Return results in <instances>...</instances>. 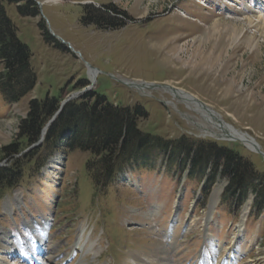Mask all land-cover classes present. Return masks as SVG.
<instances>
[{
    "label": "rangeland",
    "instance_id": "rangeland-1",
    "mask_svg": "<svg viewBox=\"0 0 264 264\" xmlns=\"http://www.w3.org/2000/svg\"><path fill=\"white\" fill-rule=\"evenodd\" d=\"M18 4L34 7L37 14H20ZM91 5L106 9L113 25L90 22ZM4 9L30 51L36 83L17 103H7L0 93V168L12 161L2 149L18 140L30 98L62 101L75 95L70 101L93 91L112 105L141 109L137 126L143 133L217 141L264 171L263 155L237 138L206 132L201 115L187 104L158 87L142 92L123 83L183 89L254 138L264 152V36L246 20L264 17V0H17L5 1ZM250 37L257 46L250 47ZM89 66L98 71L92 81ZM42 142L19 185L0 186V232L17 244V237L29 241L44 232L38 222L47 224L50 242L34 264H217L231 250L235 264H264V204L254 206L251 189L242 200L224 199L227 178L209 184L210 166L192 169L161 149H148L134 157L136 163L125 164L109 186L95 191L86 169L88 152ZM24 147L19 156L32 149ZM150 211L152 219L146 216ZM241 216L245 221L238 225ZM78 236L80 248L74 251ZM25 258L4 252L0 264L33 263Z\"/></svg>",
    "mask_w": 264,
    "mask_h": 264
},
{
    "label": "trees",
    "instance_id": "trees-1",
    "mask_svg": "<svg viewBox=\"0 0 264 264\" xmlns=\"http://www.w3.org/2000/svg\"><path fill=\"white\" fill-rule=\"evenodd\" d=\"M5 1L13 3L17 0H0V93L7 103H17L34 88L36 76L29 63L30 51L19 40L15 25L6 15ZM16 8L20 14H37L34 7L27 10L26 6L18 4ZM89 8L87 19L90 22H109L105 17L108 16L106 9L94 5ZM122 15L125 18V13ZM109 24L113 25L112 22ZM79 85L83 87L85 83ZM60 102V97L53 96L28 100L27 113L19 121L18 140L2 149V156L12 157L8 167L0 168L3 189L19 185L23 168L34 160L39 148L19 154L24 146L39 140ZM140 111L138 107L130 110L112 105L103 95L89 91L63 105L47 127L42 145L88 152L90 158L86 169L95 191L109 186L125 164L136 163L133 162L136 155L155 148L171 154L172 159L190 163L192 169L210 166L209 184L215 183L222 175L226 177L224 199L235 197L242 200L249 189L253 190L254 206L261 208L264 204V171H258L249 158L213 140L189 141L185 137L170 140L143 133L137 126V118L142 116ZM139 158L141 160V156Z\"/></svg>",
    "mask_w": 264,
    "mask_h": 264
},
{
    "label": "bare ground",
    "instance_id": "bare-ground-1",
    "mask_svg": "<svg viewBox=\"0 0 264 264\" xmlns=\"http://www.w3.org/2000/svg\"><path fill=\"white\" fill-rule=\"evenodd\" d=\"M51 1L57 2L59 0H45V2H51ZM254 3H256V0H254ZM242 15H246V14L242 13ZM257 17L258 18L256 21H253V19L251 17H248L246 19L247 23L251 27H254L257 30V32L260 31V34L262 36H264V17L263 18H261L260 16H257ZM217 23H218L217 20H215L214 24H213V28H212L214 31L218 30ZM236 36L237 35L235 34L234 37H236ZM248 44H250V47L253 48V47L257 46V40L250 37L248 40ZM178 54H177V57L179 56ZM88 72H89V75H90V78L92 81L98 71L95 68L88 67ZM123 83L128 84V85L132 84L130 86H133L142 92H145V91L149 90L150 88H152L148 82H144V81H137V82L136 81L135 82L130 81L129 82L127 80V82L123 81ZM171 86H173V85H171ZM173 87H174V89L170 88L169 86H160L158 88H161L162 91L169 93L177 101H181V102L187 104V106L189 108H191L192 110H194L195 112L200 114L203 121H204V124L202 123V125H203L202 128L205 129L206 132L210 133L211 135H216L217 137L237 138L248 149L258 153V151L255 149L254 145L251 143L252 141H251V139L247 133L239 132L233 126L226 123L222 119V117L219 114H217L215 111L206 109L204 107V105H202L201 103H199L196 100L197 97L195 95H193L189 92H186L183 89L177 88L175 86H173ZM186 117L188 119L191 118L188 115H186ZM190 121L193 124H195V123L199 124V122H195L193 119H190ZM134 186H136V184ZM219 194H220V187H218L217 189L214 190V192L212 194V199H211L210 205L216 203V201L219 198ZM16 197H17V200H19L20 194L16 193ZM248 203H249V201H248ZM248 203H245L246 207L244 209V212H247V210H249ZM153 215H154L153 211L146 213V216L150 219L153 218L152 217ZM209 221H211V220L209 219L208 222ZM25 223H26V220H25ZM239 224H240V221H239L238 225ZM240 225H242V223ZM36 226L39 227L41 230H44V232H41V234L37 232L34 235H31L29 237V241H27V239H24L23 236H20V238L17 237V244L14 243L15 241L13 242L11 240V236L9 234L7 235V234H3L2 232H0V254H3L4 252H8V253L18 252V253L24 255L26 257L25 259H27L28 262H33L32 264H34V262L39 263L38 255L42 251H45L44 245L50 242V236H48V235H51V234H47V232H45V228L47 226L46 222H42V223L38 222ZM26 227H28V226H26ZM29 235H30V232H29ZM167 237L169 238L168 239L169 242H173V238H172L171 233L168 234ZM80 239H81V237L78 236L77 239L75 240L76 242H74L75 245L73 247L74 251L79 250L80 247L76 246V245L78 244ZM160 242H162V241H160ZM159 245L163 246V244H161V243H159L158 246ZM75 246H76V248H75ZM234 254L235 253L231 250L230 253L224 259L218 261L217 264H235V262H234L235 255ZM142 261L144 264H150L144 260H142ZM163 264H165V263H163ZM168 264H171V263H168Z\"/></svg>",
    "mask_w": 264,
    "mask_h": 264
},
{
    "label": "water",
    "instance_id": "water-1",
    "mask_svg": "<svg viewBox=\"0 0 264 264\" xmlns=\"http://www.w3.org/2000/svg\"><path fill=\"white\" fill-rule=\"evenodd\" d=\"M39 4V3H38ZM90 67V66H89ZM93 68V67H91ZM151 87H160V86H169L170 88L174 89L173 86L171 85H163V84H153V83H149ZM132 85V84H130ZM75 95H72L71 97H68L67 99H64L60 102V106H59V109L57 110V112L53 115V117L47 122V124L45 125V127L43 128L42 132H41V136L39 138L38 141H36L35 143L31 144L30 147L27 148V150L31 149V148H34V147H37L38 145L41 144L42 140H43V137H44V134H45V131L47 129V127L53 122V120L55 119L56 115L60 112L61 108L63 107V105L65 103L68 102L69 99H71L72 97H74ZM196 98V97H195ZM196 100L201 103L202 105H204V107L208 110H212L214 111L213 109H211L206 103H204L202 100H200L199 98H196ZM218 114V113H217ZM250 139H251V143L254 145L255 149L258 151V153H260L261 155L264 156V152L261 151L260 149V146L259 144L255 141L254 138H252L250 135H249ZM220 138V137H219ZM213 210V204L208 206V211H207V217H206V220L208 219L209 215L211 214Z\"/></svg>",
    "mask_w": 264,
    "mask_h": 264
}]
</instances>
